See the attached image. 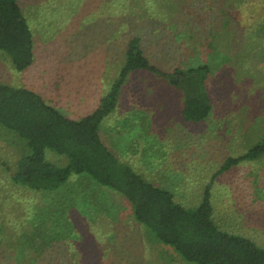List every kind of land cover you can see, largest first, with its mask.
Listing matches in <instances>:
<instances>
[{"label": "rangeland", "instance_id": "obj_1", "mask_svg": "<svg viewBox=\"0 0 264 264\" xmlns=\"http://www.w3.org/2000/svg\"><path fill=\"white\" fill-rule=\"evenodd\" d=\"M18 3L33 35L34 60L17 72L0 53V82L37 92L73 119L89 113L108 91L131 37L141 38L159 71L210 65L212 112L204 122L185 123L181 91L162 75L138 71L126 79L118 107L101 127L107 147L180 203L195 207L223 160L264 139V36L254 30L264 0ZM28 150L0 128V264H190L135 222L122 194L86 177L71 176L51 193L13 185L14 163ZM47 159L67 163L54 154ZM212 202L221 230L264 248V157L217 177ZM52 215L69 219L55 225L62 231L54 234L66 238L58 243L50 236L33 260L28 252L51 229ZM15 239L24 248L16 258L10 257Z\"/></svg>", "mask_w": 264, "mask_h": 264}, {"label": "trees", "instance_id": "obj_2", "mask_svg": "<svg viewBox=\"0 0 264 264\" xmlns=\"http://www.w3.org/2000/svg\"><path fill=\"white\" fill-rule=\"evenodd\" d=\"M261 11L264 14V7ZM254 24L257 36H264V15L254 20ZM141 43V38L136 36L127 41L124 65L110 88L89 113L77 119L63 114L31 89L0 82V128L15 134L29 149L28 154L15 161L10 182L31 191L51 193L67 184L71 176L86 177L101 188L122 194L135 222L187 263L264 264V248L215 224L212 202V182L239 164L263 158L264 139L248 152L223 160L195 207L180 203L173 192L147 180L102 141V124L118 107L121 90L133 72L162 75L169 86L179 89L183 96L180 113L185 123H202L212 112L206 86L211 72L209 64L160 72ZM0 53L17 72L28 69L34 60L33 35L18 0H0ZM49 154L64 157L67 163L63 166L51 163L47 159ZM78 210L84 211L85 207ZM53 218L52 215L51 229L41 237V244L31 246L28 252L33 260L38 256L37 251L42 252L50 244V236L58 243L66 238L54 234L62 231L55 225H68L69 219ZM73 227L69 226V235H74ZM2 242L0 237V248ZM13 245L15 252L10 257L16 258L24 248H20L16 239Z\"/></svg>", "mask_w": 264, "mask_h": 264}]
</instances>
